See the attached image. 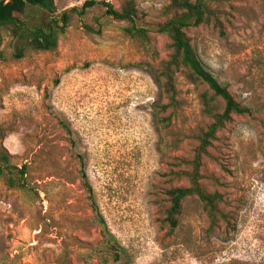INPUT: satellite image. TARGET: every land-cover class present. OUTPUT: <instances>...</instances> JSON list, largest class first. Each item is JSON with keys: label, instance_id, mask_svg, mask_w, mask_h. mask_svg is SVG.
<instances>
[{"label": "rangeland", "instance_id": "obj_1", "mask_svg": "<svg viewBox=\"0 0 264 264\" xmlns=\"http://www.w3.org/2000/svg\"><path fill=\"white\" fill-rule=\"evenodd\" d=\"M85 1L27 5L30 26L62 28L53 51L17 59L19 39L0 27V148L26 164V188L0 177V264H102L94 248L108 235L123 252L105 264H264V0H205L208 20L186 29L203 67L249 112L233 115L202 159V186L221 195L216 223L191 196L173 230L164 192L188 183L175 171L190 164L177 159L193 158L211 122L200 96L211 92L179 71L180 105L159 123L168 0H133L145 37Z\"/></svg>", "mask_w": 264, "mask_h": 264}, {"label": "trees", "instance_id": "obj_2", "mask_svg": "<svg viewBox=\"0 0 264 264\" xmlns=\"http://www.w3.org/2000/svg\"><path fill=\"white\" fill-rule=\"evenodd\" d=\"M224 1V0H218ZM56 0H0V27L11 25L12 35L19 39L21 45L15 58H21L27 49L33 51H53L57 47L58 35L62 33V28H54L49 23L43 25L30 26L23 20L22 15L27 5L37 6L46 11L52 12ZM103 5L106 12L115 19L127 20L130 26L124 29L130 37H145V30L137 28L134 24L136 18V9L133 0H129L121 9H116L110 3L96 0H86L83 9L94 5ZM209 8L205 0H168L165 7V13L169 16L158 25L157 31L164 34L168 39V48L170 50L167 59L163 60L157 70L156 82L159 92L165 102L157 103L154 107V115L159 123L167 126L171 122L173 113L178 109L180 101L175 84V75L183 70L193 80L205 84L211 92L209 96L206 92L201 94V103L203 113L210 117L211 122L201 133L199 145L190 160L178 158V165L189 163L190 170L175 171L176 177H186L188 180L185 186H170L164 194L168 203L164 210V222L170 230L177 225V217L181 211L182 202L191 196H196L202 203L210 222L214 225L219 210L221 195L218 192L209 193L201 184V166L202 159L208 154V147L216 139V134L226 123L232 120L233 115H243L249 112V109L241 105L230 91L222 86L202 65L194 48L191 45L190 38L186 34V29L190 26H198L205 23L209 17ZM68 16L63 14V21L66 24ZM222 32V31H221ZM3 57L0 50V59ZM221 105L217 107L216 102ZM218 108H221L218 111ZM170 110L169 113H165ZM12 156L8 151L0 148V177H3L5 183L12 188H26L24 177L26 174V164L20 168L10 164ZM99 225H104L100 216L93 218ZM94 251L98 256L100 263L105 264L108 261H118L123 252L114 237H108L99 241Z\"/></svg>", "mask_w": 264, "mask_h": 264}]
</instances>
